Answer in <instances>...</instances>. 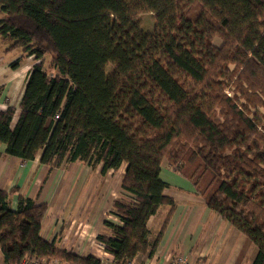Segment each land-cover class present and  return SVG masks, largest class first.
Listing matches in <instances>:
<instances>
[{"label":"trees","instance_id":"16d2710c","mask_svg":"<svg viewBox=\"0 0 264 264\" xmlns=\"http://www.w3.org/2000/svg\"><path fill=\"white\" fill-rule=\"evenodd\" d=\"M0 14L6 51L33 58L13 128L15 109L0 111V144L22 162L40 152L49 169L80 162L103 176L125 165L108 213L118 223L96 236L112 264L155 251L161 232L151 241L148 221L173 205L163 161L264 264V0H0ZM12 193L0 190L5 264H100L44 241L46 205L18 196L11 210Z\"/></svg>","mask_w":264,"mask_h":264},{"label":"crops","instance_id":"0c3cea01","mask_svg":"<svg viewBox=\"0 0 264 264\" xmlns=\"http://www.w3.org/2000/svg\"><path fill=\"white\" fill-rule=\"evenodd\" d=\"M29 70L23 60L16 69H11L10 63H0V111L7 106L15 109L11 128L19 114ZM165 163L159 178L167 184L163 195L173 205L160 206L149 219V239L161 235L153 255L141 258V264H177L182 256L191 264H251L256 249L250 240L211 212L192 183ZM124 168L121 165L103 176L99 167L91 169L80 162L49 169L40 163V152L32 161L22 162L7 155L5 145L0 144V190H13L10 209H16L18 196L46 205L42 239L60 250L99 261L111 260L96 236L106 233L103 222L121 192ZM0 264H5L1 251Z\"/></svg>","mask_w":264,"mask_h":264},{"label":"rangeland","instance_id":"374dc122","mask_svg":"<svg viewBox=\"0 0 264 264\" xmlns=\"http://www.w3.org/2000/svg\"><path fill=\"white\" fill-rule=\"evenodd\" d=\"M0 17H3L2 14H0ZM138 20L141 24V29L146 32V33H150L153 31L154 26H155V22L152 18V16L149 13H144L139 15ZM217 42L216 45H218L219 41H215V43ZM9 43L7 42H3L0 39V63H12L13 61H15L16 59H18L19 57H22L24 63L26 65H29L30 68L33 64V58L29 57V58H23V54L21 53V51L19 49H14L12 51L7 52L6 49L8 48ZM50 56H45L44 57V61H43V69L44 71L48 74V75H55V72L50 66ZM112 70V66L109 64L106 67V71L109 72ZM225 93L227 95H229L230 93L228 91H225ZM260 111L264 114V108H261ZM166 163L165 161L162 162L161 166H164ZM121 192L118 194V197L120 196ZM127 199V198H126ZM106 220H111L113 223L117 224L118 222L116 220H114L111 217L106 218ZM107 232V231H106ZM59 261V260H58Z\"/></svg>","mask_w":264,"mask_h":264},{"label":"built area","instance_id":"2783aa9c","mask_svg":"<svg viewBox=\"0 0 264 264\" xmlns=\"http://www.w3.org/2000/svg\"><path fill=\"white\" fill-rule=\"evenodd\" d=\"M1 108H2V105L0 104V109ZM100 247L102 248L101 245ZM21 264H63V263H61L58 260H51V261L45 262V261L38 260L36 258H31V259L24 260ZM100 264H112V263H111V260H102L100 261ZM177 264H191V263L188 261L186 257L182 256L178 258Z\"/></svg>","mask_w":264,"mask_h":264}]
</instances>
